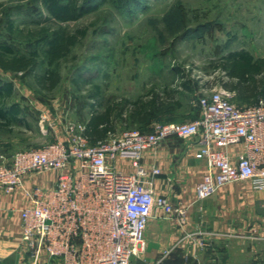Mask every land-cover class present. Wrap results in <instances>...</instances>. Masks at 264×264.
<instances>
[{
  "label": "rangeland",
  "instance_id": "obj_1",
  "mask_svg": "<svg viewBox=\"0 0 264 264\" xmlns=\"http://www.w3.org/2000/svg\"><path fill=\"white\" fill-rule=\"evenodd\" d=\"M87 4L96 10L61 23L51 18L43 0H0V46L10 47L16 56L38 55L25 72L0 67V85L14 86L12 96L0 95V106L17 104L23 111L21 123L0 129V160L2 155L67 140L68 125L85 128L93 104L99 112L114 107L115 133L194 121L201 115L200 97L232 82L222 69L230 52L245 50L264 60V0H89ZM58 29L79 38L54 66L60 84L47 91L38 86L36 76L49 68L46 50ZM96 87L100 104L90 97ZM134 102L147 107V122L130 121L129 103ZM62 129L64 139L58 137ZM176 139L179 145L190 143ZM164 167L162 179L172 178L166 183L169 199L175 206L195 208L198 223L190 218L179 225L165 215L151 219L146 249L131 264H264L261 193L238 182L197 201L193 176H177L179 169L168 163Z\"/></svg>",
  "mask_w": 264,
  "mask_h": 264
},
{
  "label": "built area",
  "instance_id": "obj_2",
  "mask_svg": "<svg viewBox=\"0 0 264 264\" xmlns=\"http://www.w3.org/2000/svg\"><path fill=\"white\" fill-rule=\"evenodd\" d=\"M236 98L235 90L215 87L200 97L201 115L191 122L109 133L97 143L84 127L68 125L65 141L2 155L0 189H21L29 202L21 211L22 240L32 264H131L146 249L149 223L159 212L186 225L189 207L157 194L162 171L143 162L173 137L199 139L196 157L207 170L196 185L197 201L238 182L264 193V98L244 106ZM123 161L133 172L120 168ZM50 172L58 173L56 186L28 187V178Z\"/></svg>",
  "mask_w": 264,
  "mask_h": 264
},
{
  "label": "trees",
  "instance_id": "obj_3",
  "mask_svg": "<svg viewBox=\"0 0 264 264\" xmlns=\"http://www.w3.org/2000/svg\"><path fill=\"white\" fill-rule=\"evenodd\" d=\"M89 0H43V4L51 18L68 23L77 21L85 15L96 10V6H89ZM77 35L66 36L64 30H54L52 38L48 42L46 56L49 68L45 73L36 76L38 86L47 91L54 90L61 82L60 73L54 68L57 62L69 53L71 47L75 46L78 40ZM11 56V57H8ZM38 55L33 53L31 56H16L10 47L0 46V67L6 71L25 72L36 63ZM227 77L232 82L226 88L235 90L237 98L242 101L254 103L259 98H264V60L256 59L245 50L230 52L222 64ZM14 86L12 83L0 85V95L4 98L13 94ZM100 89L96 87V92L90 95L100 104ZM253 101V102H252ZM250 103V104H251ZM131 109L130 121L133 123H144L149 119L147 107L138 102L129 103ZM22 109L17 104L9 107L0 106V129H9L14 123L22 122ZM116 132V119L114 107H108L105 112H99L96 105L91 106L90 118L87 121L84 136L97 143L106 139L109 133Z\"/></svg>",
  "mask_w": 264,
  "mask_h": 264
},
{
  "label": "crops",
  "instance_id": "obj_4",
  "mask_svg": "<svg viewBox=\"0 0 264 264\" xmlns=\"http://www.w3.org/2000/svg\"><path fill=\"white\" fill-rule=\"evenodd\" d=\"M236 102L239 105H248L243 103L240 99L239 101H237L236 99ZM58 137H60V139L65 138L63 129L62 132L59 133ZM176 138L177 137H173L165 141L161 145L159 151L156 153L147 152L143 160L145 166H147L149 169L154 166H157L161 169L162 173L155 178V189L157 194L164 195L168 198H170L169 196H171V191L166 183L172 178L164 177L162 179V176L165 172L162 169L165 168L164 164L168 163L174 167H177L179 169V171H177V176L183 175L185 177H189V179L193 176L192 181L195 182L196 185L202 179L207 170L206 161L197 159L196 157V154L200 149L199 139H185L190 143L179 145ZM120 168L127 172H133L132 166H130V163L127 161L120 162ZM194 176L197 177H195L194 179ZM57 179L58 173L50 172L36 176L34 178H28L27 185L28 187L40 185L44 188L49 189L56 186ZM261 194L262 201L264 199V193ZM28 205L29 202L23 190L17 189L14 193L7 194L0 189V264H32V259L30 258L28 249L22 240L23 223L21 211ZM195 213H198L195 208H192L189 211V219L191 218V223L193 224L198 223V221L196 223L194 219ZM159 214H161L160 216L162 217L163 213L159 212ZM230 222V225H232V221ZM178 245H181L183 247L184 243L180 242L178 243ZM47 264L57 263L56 261H51L47 262Z\"/></svg>",
  "mask_w": 264,
  "mask_h": 264
}]
</instances>
